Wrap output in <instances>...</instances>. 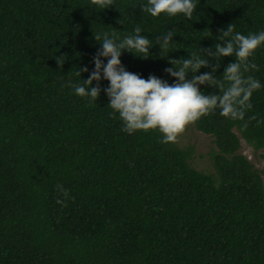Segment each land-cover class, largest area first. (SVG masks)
<instances>
[{
	"label": "trees",
	"instance_id": "obj_1",
	"mask_svg": "<svg viewBox=\"0 0 264 264\" xmlns=\"http://www.w3.org/2000/svg\"><path fill=\"white\" fill-rule=\"evenodd\" d=\"M142 2L0 0V264H264L263 179L236 134L264 149V87L240 120L217 109L192 122L213 137L204 171L191 146L161 142L154 129L123 131L108 115L106 79L96 100L72 90L88 75L77 68L93 66L97 31L139 25L156 43L173 28L168 56L186 57L214 46L229 23L244 34L264 28V0H196L191 18L153 17ZM149 52L119 59L171 83L167 57L156 44ZM234 59L223 57L216 75ZM251 59L264 84V47Z\"/></svg>",
	"mask_w": 264,
	"mask_h": 264
},
{
	"label": "clouds",
	"instance_id": "obj_2",
	"mask_svg": "<svg viewBox=\"0 0 264 264\" xmlns=\"http://www.w3.org/2000/svg\"><path fill=\"white\" fill-rule=\"evenodd\" d=\"M112 3L113 0H94V7L104 9ZM139 7L153 17L179 14L191 18L196 0H143ZM174 34L175 30L168 28L152 43L139 25L122 36L109 31L93 33L100 47L92 56L91 69L87 65L77 68L79 76L82 71L88 75L84 79L80 77L72 90L81 97L96 100L101 92L100 81L106 79L108 83L103 86V92L111 109L108 115H117L121 129L128 133L158 131L161 142H174L187 125L217 109L226 118L242 119L245 109L251 107L253 92L264 87L261 80L251 74L259 67L251 57L259 47H264V28L244 34L233 31L229 23L218 31L214 46H196L195 50L187 51L188 56L180 58L168 56ZM153 44L159 46V54L169 61L164 72L175 78L171 83L151 73L145 78L129 71L119 59L122 50L146 58L151 55L149 48ZM229 55L234 61L216 75L220 60ZM202 66L207 70L198 73ZM188 73H191L190 78H186ZM205 84L218 91L206 93L199 87ZM61 190L66 191L62 187Z\"/></svg>",
	"mask_w": 264,
	"mask_h": 264
},
{
	"label": "rangeland",
	"instance_id": "obj_3",
	"mask_svg": "<svg viewBox=\"0 0 264 264\" xmlns=\"http://www.w3.org/2000/svg\"><path fill=\"white\" fill-rule=\"evenodd\" d=\"M236 132V131H235ZM239 138L238 153L244 155L252 165L261 172L264 184V149H254L250 144L236 132ZM213 137L197 130L194 124L190 123L184 131L178 135L176 142L180 146L192 147L191 164L200 170H212L209 160V151L214 148Z\"/></svg>",
	"mask_w": 264,
	"mask_h": 264
},
{
	"label": "bare ground",
	"instance_id": "obj_4",
	"mask_svg": "<svg viewBox=\"0 0 264 264\" xmlns=\"http://www.w3.org/2000/svg\"><path fill=\"white\" fill-rule=\"evenodd\" d=\"M94 173V172H93ZM95 182V181H94Z\"/></svg>",
	"mask_w": 264,
	"mask_h": 264
}]
</instances>
